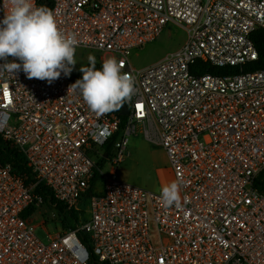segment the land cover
<instances>
[{
    "label": "built area",
    "instance_id": "obj_1",
    "mask_svg": "<svg viewBox=\"0 0 264 264\" xmlns=\"http://www.w3.org/2000/svg\"><path fill=\"white\" fill-rule=\"evenodd\" d=\"M41 0H35L39 7ZM59 28L80 50L115 57L134 78V95L119 140L96 169L93 156L121 130L120 109L91 111L70 74L48 84L11 71L0 59V138L23 155L35 182L0 162V264H89L87 246L105 264H264V70L252 34L264 30V0H49ZM0 0V20L8 11ZM169 24L187 39L144 70L130 55L156 41ZM205 65L216 72L205 73ZM238 70V73H230ZM226 70V74L221 71ZM165 153L182 206L165 208L160 194L117 175L137 133ZM87 199L75 230L51 235L32 221L38 211L61 224L38 186L67 211ZM34 209V210H33ZM43 227L46 242L36 235Z\"/></svg>",
    "mask_w": 264,
    "mask_h": 264
},
{
    "label": "clouds",
    "instance_id": "obj_2",
    "mask_svg": "<svg viewBox=\"0 0 264 264\" xmlns=\"http://www.w3.org/2000/svg\"><path fill=\"white\" fill-rule=\"evenodd\" d=\"M8 11L0 20V59L11 56L21 63H5L11 71L22 67L29 79L51 84L61 73L72 71L78 44L75 34L62 31L55 14L47 7H37L35 0H8ZM124 64L115 57L103 60L99 69L81 67L82 78L72 86L79 90L89 109L97 114L118 111L134 95V78L122 71ZM160 202L165 208H180L182 197L179 181L160 189Z\"/></svg>",
    "mask_w": 264,
    "mask_h": 264
},
{
    "label": "rangeland",
    "instance_id": "obj_3",
    "mask_svg": "<svg viewBox=\"0 0 264 264\" xmlns=\"http://www.w3.org/2000/svg\"><path fill=\"white\" fill-rule=\"evenodd\" d=\"M186 39L187 33L184 28L177 24H169L156 41L131 53V64L136 70H144L154 66L160 63L167 55L178 51L184 45ZM102 57V55L95 52L78 51L75 53L77 63L72 67V71L69 74H76L81 67L93 60L102 64ZM109 57L111 56H107L105 59ZM128 152L130 156L117 166V175L122 181L160 194L162 186L175 180L163 150L148 143L140 133V130H137V133L130 138ZM113 168L112 164L108 163L104 168V173L110 174ZM100 187L101 182L98 184V189ZM46 214L48 215L49 213L43 210L38 211L32 221H35L36 225H41L43 221L46 222L44 227L51 235L60 232L63 229L62 224L47 223L44 217ZM35 233L38 238L46 242V233L43 227H39Z\"/></svg>",
    "mask_w": 264,
    "mask_h": 264
},
{
    "label": "trees",
    "instance_id": "obj_4",
    "mask_svg": "<svg viewBox=\"0 0 264 264\" xmlns=\"http://www.w3.org/2000/svg\"><path fill=\"white\" fill-rule=\"evenodd\" d=\"M44 6L47 7L48 9L51 8V3L49 0H41L39 7ZM252 42L256 48V51L258 53V59L256 62L247 65L244 70L245 72H254V71H260L264 70V30L259 29L256 30L252 34ZM92 62L87 63L84 67H89L91 66ZM101 63L95 61V66L97 69L101 67ZM203 72L205 73H214L216 72L212 68L208 67L205 65V68L203 69ZM230 73H238L239 71L236 70H230ZM83 73L81 71H78L76 74L71 75V78L74 82L82 78ZM130 102H127L123 105H126L127 107L129 106ZM120 113V112H118ZM122 120V126L121 130L114 134L112 138L108 141V143L101 149L102 151V158H99L98 156H93V160L95 161L96 164V169H104L105 166L108 164V159L105 158V156H108L109 158L112 157V151L114 149V146L116 142L119 140L120 135L122 130L124 129V125L127 121V117L121 116L120 117ZM0 162L3 164H9L13 168L14 172L17 174H20L21 176H24L27 180V183H34V175L32 174L31 170L27 167L25 158L23 157L22 154H20L17 150H15L12 146L9 144H6L2 141L0 138ZM96 176L95 179L93 180L92 188L89 190L87 196L83 198L80 202V206L78 210H71L67 211L66 208L55 201L51 199V192L44 189L43 186H38L36 188V192L42 193L47 197L46 203L48 205L54 206V209L57 212L58 218L61 221V224L63 226V229L66 230H75L77 226L84 221L86 218V209H87V199L91 195L95 194V185L96 183L100 182V178L95 170ZM256 188L260 191H264V172L260 175L256 182ZM34 210V209H33ZM79 239L83 243V245L86 246L89 255H90V260L89 264H105V263H100L96 260L94 255L90 252L86 240H87V235L80 233L79 234Z\"/></svg>",
    "mask_w": 264,
    "mask_h": 264
},
{
    "label": "water",
    "instance_id": "obj_5",
    "mask_svg": "<svg viewBox=\"0 0 264 264\" xmlns=\"http://www.w3.org/2000/svg\"><path fill=\"white\" fill-rule=\"evenodd\" d=\"M222 74H226V70L221 71ZM129 114L128 107L126 105H122L120 108V115L121 116H127ZM107 158V156H105Z\"/></svg>",
    "mask_w": 264,
    "mask_h": 264
},
{
    "label": "crops",
    "instance_id": "obj_6",
    "mask_svg": "<svg viewBox=\"0 0 264 264\" xmlns=\"http://www.w3.org/2000/svg\"><path fill=\"white\" fill-rule=\"evenodd\" d=\"M171 171V170H170ZM171 174H172V172H171ZM172 176H173V174H172Z\"/></svg>",
    "mask_w": 264,
    "mask_h": 264
}]
</instances>
